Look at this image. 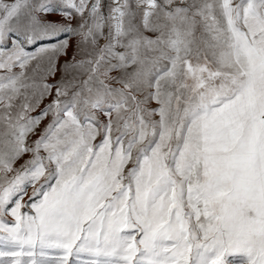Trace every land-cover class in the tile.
I'll return each instance as SVG.
<instances>
[{
  "label": "snow or ice",
  "instance_id": "6c2138e0",
  "mask_svg": "<svg viewBox=\"0 0 264 264\" xmlns=\"http://www.w3.org/2000/svg\"><path fill=\"white\" fill-rule=\"evenodd\" d=\"M0 264H264V0H0Z\"/></svg>",
  "mask_w": 264,
  "mask_h": 264
}]
</instances>
